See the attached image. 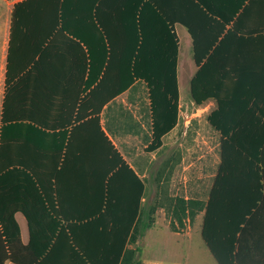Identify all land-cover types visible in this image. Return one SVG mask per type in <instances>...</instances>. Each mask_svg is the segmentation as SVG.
I'll return each mask as SVG.
<instances>
[{
    "label": "trees",
    "instance_id": "1",
    "mask_svg": "<svg viewBox=\"0 0 264 264\" xmlns=\"http://www.w3.org/2000/svg\"><path fill=\"white\" fill-rule=\"evenodd\" d=\"M255 2L27 0L15 6L12 36L43 31L33 67L46 64L44 44L60 34L73 82L83 68L95 87L68 102L72 113L79 104L80 110L91 109V118L78 115L59 131L35 122L29 128L41 133L11 136V122L3 121L0 199L13 188L31 197L16 208L29 223L26 246L15 210L5 214L17 202L0 201V264H140L142 249L129 246L151 228L156 209L146 204V182L104 128L102 112L143 83L152 130L146 149L163 146L180 122L176 23L192 37L198 68L191 80L193 101L216 102L208 120L221 136L202 238L218 264H264V21L245 23ZM257 13L264 16V9ZM32 61L26 59L21 71ZM16 146L19 153H11ZM4 171L11 180L7 186ZM184 201L172 214L182 221L190 213L193 220L197 205Z\"/></svg>",
    "mask_w": 264,
    "mask_h": 264
},
{
    "label": "rangeland",
    "instance_id": "2",
    "mask_svg": "<svg viewBox=\"0 0 264 264\" xmlns=\"http://www.w3.org/2000/svg\"><path fill=\"white\" fill-rule=\"evenodd\" d=\"M180 39L178 78L181 97L179 125L165 137L164 146L148 152L152 138L148 91L138 83L119 96L104 116V127L113 142L145 180L146 204L153 206V223L144 237L130 245L140 264H217L202 238L201 227L210 192L221 161V136L209 123L212 106H197L191 80L197 70L192 37L177 26ZM195 203L193 220L180 221L173 208ZM178 219V220H177ZM180 221V222H179Z\"/></svg>",
    "mask_w": 264,
    "mask_h": 264
},
{
    "label": "crops",
    "instance_id": "3",
    "mask_svg": "<svg viewBox=\"0 0 264 264\" xmlns=\"http://www.w3.org/2000/svg\"><path fill=\"white\" fill-rule=\"evenodd\" d=\"M23 1L27 0H0V129L5 120L11 122L8 124L9 128L7 125L8 135L31 137L35 133H41L29 128L30 125L37 126L36 124L38 123L35 122H43L45 124L43 127L44 130L46 129L45 131L56 128L59 131L61 126H64L69 120L76 119L78 115H84L82 117L83 120L91 118V109L85 108L80 110V104L78 102L77 104L79 105H77L74 113H72L70 112V108L73 105L71 102H68L71 101L72 95L76 97L80 94V98L85 97L95 85L93 86L92 83L90 84L88 82L90 81L88 73L86 75L82 74L84 71L83 68L77 70V81L73 82V78H75L73 69L68 68L65 53H63L65 50V36L60 34L54 35L51 40L46 41L44 44L42 51L48 49L46 64L40 67H33V64L41 57V51L39 53L37 50L44 42L42 37L43 31H37L35 33L29 32L28 35L17 32L15 36H12L13 11L15 6ZM252 7L255 12L246 16L245 23L257 25L262 20L264 21V16L257 13L258 10L264 9V0H257ZM177 26L183 25L176 23V30ZM56 39L57 42L53 43ZM51 42L53 43L52 46ZM32 57L33 63L27 69L21 71L25 60L31 59ZM68 74L72 75L69 77ZM69 78H72L71 81ZM113 103H110V105ZM205 104L212 106V111L217 107L214 100H210ZM110 105H107L102 112V123L104 122V116L107 115L106 111ZM181 106L180 97V118ZM10 126H16L18 128L16 130H10ZM165 137L163 139L164 144ZM11 149V153L13 154H18L20 151L19 146L12 147ZM2 174L5 177V185H9L11 183L10 178H6L5 171ZM12 184H15L13 180ZM30 197V194L28 195L25 191L13 188L1 194L0 199L5 204L4 206L9 202H17L16 205H8V208L5 210L7 213L5 214L11 215L15 210L14 215L20 225L23 246L29 244L30 228L25 214L22 211L16 210V208L23 204L21 201L28 200ZM212 256L215 259L213 254ZM216 263L218 264L217 261ZM7 264L16 263L8 261Z\"/></svg>",
    "mask_w": 264,
    "mask_h": 264
}]
</instances>
